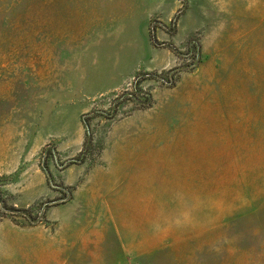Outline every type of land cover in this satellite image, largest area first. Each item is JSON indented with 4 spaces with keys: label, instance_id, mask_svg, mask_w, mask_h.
I'll return each mask as SVG.
<instances>
[{
    "label": "rangeland",
    "instance_id": "1",
    "mask_svg": "<svg viewBox=\"0 0 264 264\" xmlns=\"http://www.w3.org/2000/svg\"><path fill=\"white\" fill-rule=\"evenodd\" d=\"M0 198V264H264V0H0Z\"/></svg>",
    "mask_w": 264,
    "mask_h": 264
},
{
    "label": "trees",
    "instance_id": "2",
    "mask_svg": "<svg viewBox=\"0 0 264 264\" xmlns=\"http://www.w3.org/2000/svg\"><path fill=\"white\" fill-rule=\"evenodd\" d=\"M142 91V93H144V94H146V98H148L149 99V101L151 100V96H150V93L148 92H145V91H143V90H141ZM141 103H143L142 101H140ZM150 103V102H149ZM143 104H145V103H143ZM84 116H89V115H86V114H84ZM83 116V117H84ZM83 122H84V124H85V126H86V130H87V133H86V139H85V143H84V148L85 149H88V148H91V146H92V141H93V137H92V135H91V133H90V131H89V126H88V124H87V120L86 119H84L83 118ZM1 202L3 203V205L6 207V202H5V200H3L2 198H0V204H1ZM10 209H12V210H18V209H15V208H13V207H11Z\"/></svg>",
    "mask_w": 264,
    "mask_h": 264
},
{
    "label": "water",
    "instance_id": "3",
    "mask_svg": "<svg viewBox=\"0 0 264 264\" xmlns=\"http://www.w3.org/2000/svg\"><path fill=\"white\" fill-rule=\"evenodd\" d=\"M6 208L4 205H3V203L1 202V204H0V208ZM6 209H8V210H11V211H15V212H17V211H19V210H12V209H10V208H6Z\"/></svg>",
    "mask_w": 264,
    "mask_h": 264
}]
</instances>
